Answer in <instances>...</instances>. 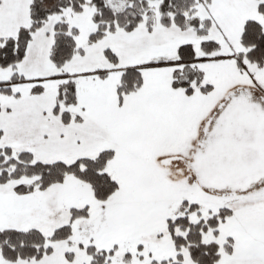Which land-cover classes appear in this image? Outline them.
<instances>
[{"label":"snow or ice","instance_id":"6c2138e0","mask_svg":"<svg viewBox=\"0 0 264 264\" xmlns=\"http://www.w3.org/2000/svg\"><path fill=\"white\" fill-rule=\"evenodd\" d=\"M0 264H264V0H0Z\"/></svg>","mask_w":264,"mask_h":264}]
</instances>
